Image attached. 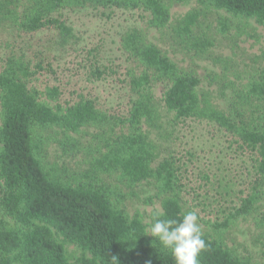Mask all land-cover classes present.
<instances>
[{"label": "trees", "instance_id": "obj_1", "mask_svg": "<svg viewBox=\"0 0 264 264\" xmlns=\"http://www.w3.org/2000/svg\"><path fill=\"white\" fill-rule=\"evenodd\" d=\"M193 1L264 26V0H0V27L18 35L53 32L62 43L71 38L65 12L91 8L148 16L146 28H129L120 39L131 65L125 115L103 112L88 99L63 107L57 104V88H30L43 70L42 61L32 70L25 53L13 48L0 57V264H174L147 235L141 217L130 216L125 208L124 190L151 182L162 211L152 215L149 227L157 215L174 219L186 212L183 196L193 154L186 152L184 160L169 152L153 167L159 146L150 132L160 129L162 117L154 94L158 86L163 107L175 122L209 123L252 157L247 193L236 200L229 193L220 195L222 203L212 199L210 205L220 209L206 221L209 230L202 231L207 249L199 256L200 264H251L235 256L221 234L264 206V63L252 73H240L231 61L214 59L221 72L207 73L203 79L179 68L147 38L148 30L167 26L171 5ZM198 16L190 12L178 23L174 31L181 43L192 37ZM191 45L204 54L212 42L197 39ZM203 82L216 89L223 109L199 95ZM87 128L95 131L88 141L71 137ZM52 143L64 156L86 160L84 170L52 166ZM259 222L264 226V212ZM65 243L82 252L74 263Z\"/></svg>", "mask_w": 264, "mask_h": 264}, {"label": "rangeland", "instance_id": "obj_2", "mask_svg": "<svg viewBox=\"0 0 264 264\" xmlns=\"http://www.w3.org/2000/svg\"><path fill=\"white\" fill-rule=\"evenodd\" d=\"M190 12L199 14L198 23L188 43H181L174 30ZM169 17L164 29H149L147 38L181 69L193 70L203 79L207 73L221 72L222 66L214 59L231 61L240 73H252L264 63V26L254 21L233 18L195 1L171 5ZM64 18L71 29V38L65 43L53 32L18 35L0 27V57L4 51L7 53L13 48L25 53L32 70L42 61L43 70L37 80H32L30 88L39 91L47 87L57 88V104L63 107L88 99L103 112L125 115L130 107L128 71L131 65L120 49V39L129 28H146L147 14L86 8L65 12ZM223 25L228 26L225 31ZM197 39H209L212 47L204 54L196 53L191 44ZM96 70L100 71V76ZM198 93L208 96L219 109L224 108L223 102L217 99L216 89L208 87L207 82L201 83ZM154 94L161 105L162 117L160 129L150 132V138L159 146V156L153 167L169 152L177 153L184 160H187L186 152L193 154L187 193L183 196L184 211L196 210L202 230H209L206 221L214 219V211L220 207L210 205L214 197L220 200V195L229 193L231 199L236 200L247 193L253 178L252 157L240 152L230 137L209 123L195 120L175 122L173 115L163 107L162 88L156 87ZM82 132L71 137L88 141L89 135L95 131L87 128ZM48 161L52 166L70 172L84 170L87 163L81 157L64 156L55 143L48 149ZM124 194L127 213L130 216L137 213L148 233L152 215L162 211L161 199L153 184L143 182L124 190ZM263 212L264 206H260L221 234L234 255L249 260L251 264H264V226L259 222ZM54 235L58 241L63 240L55 232ZM65 250L72 263L82 256L74 245L65 243Z\"/></svg>", "mask_w": 264, "mask_h": 264}, {"label": "clouds", "instance_id": "obj_3", "mask_svg": "<svg viewBox=\"0 0 264 264\" xmlns=\"http://www.w3.org/2000/svg\"><path fill=\"white\" fill-rule=\"evenodd\" d=\"M147 235L170 254L174 264H200L199 256L207 249L196 210L183 212L174 219L157 215Z\"/></svg>", "mask_w": 264, "mask_h": 264}]
</instances>
